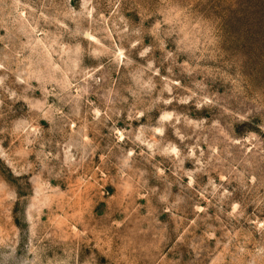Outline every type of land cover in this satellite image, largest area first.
<instances>
[{
	"label": "rangeland",
	"instance_id": "374dc122",
	"mask_svg": "<svg viewBox=\"0 0 264 264\" xmlns=\"http://www.w3.org/2000/svg\"><path fill=\"white\" fill-rule=\"evenodd\" d=\"M0 264H264V0H0Z\"/></svg>",
	"mask_w": 264,
	"mask_h": 264
}]
</instances>
